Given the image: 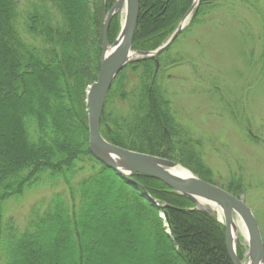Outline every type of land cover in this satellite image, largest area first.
<instances>
[{"label":"trees","instance_id":"1","mask_svg":"<svg viewBox=\"0 0 264 264\" xmlns=\"http://www.w3.org/2000/svg\"><path fill=\"white\" fill-rule=\"evenodd\" d=\"M47 1L63 21H54L51 7L29 18L28 31L45 44L39 49L15 27V0H0V264H233L223 224L195 211L190 200L162 182L136 175L134 181L167 207V224L142 191L89 150L87 94L100 71L106 10L115 2L108 0L106 6V0ZM221 1L201 0L191 26L211 4ZM194 2L140 0L133 50H157ZM119 30L116 15L110 44ZM156 60L162 68L163 54L132 62L119 74L107 98L101 133L116 146L175 160L177 146L184 141L160 87L161 69L155 76ZM130 71L139 78L141 95L134 105L140 120L132 125L128 116L116 120L107 113L110 99L124 94ZM190 159L180 163L215 184L204 159L196 153ZM59 182L65 191L35 203L23 228L14 218H5L6 202ZM222 188L238 198L245 193L236 180ZM125 222L131 228H120ZM105 227L115 234L105 232ZM107 246L111 252L97 254ZM244 253L239 247L241 260Z\"/></svg>","mask_w":264,"mask_h":264},{"label":"rangeland","instance_id":"2","mask_svg":"<svg viewBox=\"0 0 264 264\" xmlns=\"http://www.w3.org/2000/svg\"><path fill=\"white\" fill-rule=\"evenodd\" d=\"M15 2L14 24L19 34L31 46L42 49L43 40L28 31L29 18L42 13L45 7H51L49 13L57 23L63 21L61 14L47 0ZM209 7L163 53V67L160 64L159 68L160 87L170 101L184 141L177 146L179 155L172 161L184 167L180 160H191L196 153L212 169L217 186L228 187L232 180L242 182L245 193L240 197L257 218L264 241V0H251V4L224 0ZM118 17L117 38L123 23L122 16ZM136 61L139 59L132 62ZM139 86L138 76L130 71L124 94L119 92L110 99L108 115L116 120L128 116L131 125L138 122V109L134 105L141 96ZM65 189L63 182L40 186L22 198L6 202L4 216L14 218L23 228L35 203ZM126 224L129 223H119V226L127 229L130 225L126 227ZM105 232L115 234L107 227ZM242 235L239 238L245 247L238 244L237 251L239 247L245 250L240 260L247 264L249 247ZM97 250V254L111 252L108 246ZM94 258L100 260L98 255Z\"/></svg>","mask_w":264,"mask_h":264},{"label":"water","instance_id":"3","mask_svg":"<svg viewBox=\"0 0 264 264\" xmlns=\"http://www.w3.org/2000/svg\"><path fill=\"white\" fill-rule=\"evenodd\" d=\"M115 1L112 9L109 12L106 11L100 71L87 96L90 131L89 150L91 154L108 169L142 191L145 199L163 212L162 219L167 224L169 223L167 207L161 205L146 192L143 186L134 181L136 175H145L162 182L177 194L190 200L196 206L195 211H200L223 224L226 230L227 251L233 264H243L238 257L234 244L236 242L241 245V240L239 237H235L233 233L234 217L239 216L245 223L248 234V264H264V241L261 229L257 218L242 197L238 198L221 187L202 180L191 171L190 176H180L174 173L177 167H182L178 162L116 146L107 141L101 134V120L106 101L117 76L134 59L157 58L169 49L194 19L201 4V0H195L191 11L162 46L155 51L143 52L133 50L140 16V0ZM124 12L125 19L122 23L121 32L117 40L110 44L109 29L111 22L115 15L122 16ZM156 64L155 76L160 67L158 60H156ZM203 204L221 211L223 221L218 218L216 213L203 208ZM215 212L218 211L215 210Z\"/></svg>","mask_w":264,"mask_h":264},{"label":"bare ground","instance_id":"4","mask_svg":"<svg viewBox=\"0 0 264 264\" xmlns=\"http://www.w3.org/2000/svg\"><path fill=\"white\" fill-rule=\"evenodd\" d=\"M122 19L124 21V19H125V12H124V17L122 15ZM174 173H176V174H178L180 176H183V177H186V176H190L191 175V172L190 171H188L187 169H184L182 167H177L174 170ZM202 207L203 208L205 207V208L209 209L211 212L216 213V215H218V218L223 221L224 218H223V213L221 211L217 210L216 208L210 207L209 205H205V204H203ZM215 210L218 211V212H215ZM233 233H234V236L235 237H239V234H241V235L243 234L242 235L243 238L248 243L247 229H246L245 223L243 222V220L239 216L238 217L237 216L234 217ZM234 244H235V249H237L238 244L236 242ZM241 246L245 247L244 244H242V241H241ZM237 254H238V251H237ZM246 258H248V255H246ZM243 264H245V263L243 262ZM247 264H248V261H247Z\"/></svg>","mask_w":264,"mask_h":264}]
</instances>
